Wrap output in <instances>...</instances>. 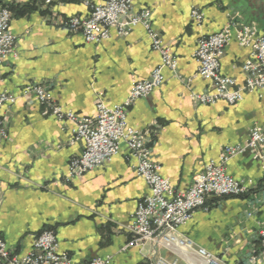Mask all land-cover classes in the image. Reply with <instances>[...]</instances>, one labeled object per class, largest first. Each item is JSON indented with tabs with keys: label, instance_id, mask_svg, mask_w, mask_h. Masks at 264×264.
<instances>
[{
	"label": "crops",
	"instance_id": "0c3cea01",
	"mask_svg": "<svg viewBox=\"0 0 264 264\" xmlns=\"http://www.w3.org/2000/svg\"><path fill=\"white\" fill-rule=\"evenodd\" d=\"M86 1L0 0L10 10L16 36L14 54L0 65V91L18 93L28 82L44 84L63 109L92 116L96 104L123 101L137 81L160 64L144 27L128 34L114 30L100 42H87L79 32L58 25L60 17L89 14ZM133 10L148 8L151 25L176 58L175 72L127 111L130 126L146 132L152 158L161 165L176 191L186 190L225 145L243 143L254 125L264 124V88L246 90L241 100L201 104L192 93L209 92L210 80L197 74L194 51L198 38L221 30L228 22L264 28V0H132ZM202 13L200 22L191 8ZM250 46L235 37L225 46L220 73L245 81L243 62ZM31 97L19 96L1 108L8 136L0 141V238L18 254L31 249L44 229H53L58 252L73 264L108 257L109 264H142L154 257L178 255L155 241L131 245L128 225L149 188L136 175L135 157L125 145L108 162L67 178L69 160L83 149L73 140L74 124L44 114ZM236 179L250 182L241 196H208L204 207L176 229V235L203 247L225 264H251L264 227V151L249 152L226 163Z\"/></svg>",
	"mask_w": 264,
	"mask_h": 264
},
{
	"label": "built area",
	"instance_id": "2783aa9c",
	"mask_svg": "<svg viewBox=\"0 0 264 264\" xmlns=\"http://www.w3.org/2000/svg\"><path fill=\"white\" fill-rule=\"evenodd\" d=\"M51 0H46L50 3ZM89 14L84 17H60L55 22L71 32H79L87 42H100L110 37L111 31L126 35L137 25L145 28L151 45L161 54L160 64L149 77L137 81L130 88L126 98L120 103L107 105L103 101L96 104L92 116L79 115L70 109H63L52 99L49 89L42 83L28 82L18 93L0 91V141L8 136L7 126L1 114L6 102H14L19 96L31 97L44 109V114H52L58 120L74 124L73 140L82 141V151L69 160L67 178L79 176L102 165L125 145L135 157L136 175L142 178L149 188L137 204L128 229L132 235L131 245H143L155 241L183 257L165 258L162 256L144 260L142 264H225L203 247H193L191 241L179 238L176 229L186 224L194 211L204 207L208 196H241L250 190V182L236 179L226 171V163L232 157L249 152L261 158L264 151V124L254 125L243 143L225 145L218 159L210 160L199 172L192 184L184 191H176L169 179L162 175L161 165L152 158L146 132L130 126L127 111L138 99L146 97L165 80L164 68L174 71L176 58L163 44L159 34L151 25V11L148 8L133 10L132 0H104L101 3L85 2ZM191 17L200 22L202 13L191 8ZM10 10L0 5V65L9 54H14L16 36L10 29ZM235 37L238 44L250 46L251 53L241 68L245 81L235 87L232 77L220 73V59L225 46ZM194 58L197 74L211 81L209 92L192 93L191 98L201 104L214 103L223 99L233 104L242 99L246 90L264 88V28L261 32L252 25L228 22L221 30L201 35L196 44ZM260 246L249 254L251 264H264V227L259 230ZM57 237L53 229L42 230L30 250L18 254L0 238V264H73L64 253L58 252ZM108 257H95L80 264H109Z\"/></svg>",
	"mask_w": 264,
	"mask_h": 264
},
{
	"label": "water",
	"instance_id": "95a60500",
	"mask_svg": "<svg viewBox=\"0 0 264 264\" xmlns=\"http://www.w3.org/2000/svg\"><path fill=\"white\" fill-rule=\"evenodd\" d=\"M245 153H247V152H244V153H241V154H238V155H242V154H245ZM250 155H252L251 153H250ZM253 156V155H252Z\"/></svg>",
	"mask_w": 264,
	"mask_h": 264
}]
</instances>
